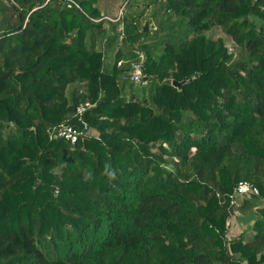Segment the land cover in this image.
Here are the masks:
<instances>
[{"label":"trees","instance_id":"1","mask_svg":"<svg viewBox=\"0 0 264 264\" xmlns=\"http://www.w3.org/2000/svg\"><path fill=\"white\" fill-rule=\"evenodd\" d=\"M5 1L0 264H264V0Z\"/></svg>","mask_w":264,"mask_h":264},{"label":"built area","instance_id":"2","mask_svg":"<svg viewBox=\"0 0 264 264\" xmlns=\"http://www.w3.org/2000/svg\"><path fill=\"white\" fill-rule=\"evenodd\" d=\"M62 1L66 3L72 2V0H62ZM99 21L100 20H96V22ZM140 60H141L140 62H136L132 65V71L125 78L130 82L145 85L147 84V79L145 78L142 69L143 55H141ZM91 107H92L91 104L85 103L83 106L77 108V114H83L86 111V109H89ZM84 130L86 131L85 134L88 135L87 132L89 129L87 124L84 125ZM49 134L51 138L63 140L73 145L78 141L79 137L83 135V133L80 130L65 124H60L59 126L52 128L51 130H49ZM251 196H258V190L255 187H252L247 182H240L237 188L235 189L231 205L239 206L242 200H244L246 197H251Z\"/></svg>","mask_w":264,"mask_h":264},{"label":"rangeland","instance_id":"3","mask_svg":"<svg viewBox=\"0 0 264 264\" xmlns=\"http://www.w3.org/2000/svg\"><path fill=\"white\" fill-rule=\"evenodd\" d=\"M136 1L140 2L141 0H136ZM130 2H131V0H100L102 11L109 13L108 15L104 16V18H106L108 21L120 23L122 21V18L124 16V13L126 12V10L129 11L128 8H129ZM137 8L138 9L142 8V5H139V7H137ZM152 27H153V25H151V28ZM213 35H214V37H217V36L222 37L223 36V34L219 28L214 30ZM226 44L229 47V49H231V53L234 54V57H239V56L243 55L242 50L234 47L230 40L226 39ZM87 133L89 136H92V137L98 136V132L93 128L89 129ZM243 220H244V216L241 215L239 212H236L231 217V219L229 220V224L231 227L229 234H228L229 239H233V238L238 237L240 234H242L243 231L244 232L250 231V227L252 224L249 222H244ZM249 236L250 235H248V237Z\"/></svg>","mask_w":264,"mask_h":264},{"label":"water","instance_id":"4","mask_svg":"<svg viewBox=\"0 0 264 264\" xmlns=\"http://www.w3.org/2000/svg\"><path fill=\"white\" fill-rule=\"evenodd\" d=\"M17 11H18L19 19H20V18H21V17H20V12H19V10H17ZM148 27H149V23L146 22V24H145V26H144V31H147ZM3 32H4V31H3ZM5 32H6V31H5ZM0 34H1V33H0ZM193 80H194V78H191V79H189V80H183V81H180V82H175V81H174V82H172V86L175 87V88H177L178 90H180L182 86L191 83ZM60 141L63 142V140H60Z\"/></svg>","mask_w":264,"mask_h":264},{"label":"crops","instance_id":"5","mask_svg":"<svg viewBox=\"0 0 264 264\" xmlns=\"http://www.w3.org/2000/svg\"><path fill=\"white\" fill-rule=\"evenodd\" d=\"M0 2L3 3V4H6V3H5L6 1H4V0H0Z\"/></svg>","mask_w":264,"mask_h":264}]
</instances>
